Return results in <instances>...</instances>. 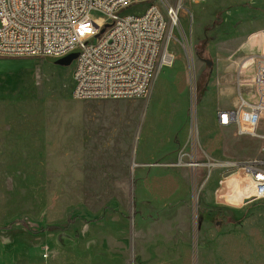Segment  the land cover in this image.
Masks as SVG:
<instances>
[{
    "label": "rangeland",
    "instance_id": "rangeland-1",
    "mask_svg": "<svg viewBox=\"0 0 264 264\" xmlns=\"http://www.w3.org/2000/svg\"><path fill=\"white\" fill-rule=\"evenodd\" d=\"M183 4L173 64L143 97L77 99L74 61L0 56V264L157 261L170 231L189 232L197 264L263 258L264 199L229 195L241 174L225 163L264 155V113L255 136L220 126L217 110L239 87L255 101L238 63L258 52L264 0Z\"/></svg>",
    "mask_w": 264,
    "mask_h": 264
},
{
    "label": "built area",
    "instance_id": "built-area-1",
    "mask_svg": "<svg viewBox=\"0 0 264 264\" xmlns=\"http://www.w3.org/2000/svg\"><path fill=\"white\" fill-rule=\"evenodd\" d=\"M199 2L200 0H193ZM184 0H0V56L63 57L74 60L72 96L118 98L146 96L157 76L174 61L170 43L180 27ZM144 6L139 13L124 8ZM107 18L96 28L91 12ZM110 26L103 29L106 24ZM258 52L250 56L247 83L255 101L239 87L236 108L217 110L222 127L256 136L264 113V29ZM239 80V85L241 84ZM195 84L192 75V91ZM200 165L192 155L184 163ZM237 180L229 195L244 191L245 203L264 199V155L229 162Z\"/></svg>",
    "mask_w": 264,
    "mask_h": 264
},
{
    "label": "crops",
    "instance_id": "crops-1",
    "mask_svg": "<svg viewBox=\"0 0 264 264\" xmlns=\"http://www.w3.org/2000/svg\"><path fill=\"white\" fill-rule=\"evenodd\" d=\"M261 34H262V30L256 32L253 35V38L255 40L257 39V42H260V43H257V45L259 46L261 44V40L259 38ZM251 55H248L244 59H242L243 61H240V63H238L239 64L238 66L245 69L246 71H250L251 70V65H250ZM220 76H221L220 68L219 66L218 67L216 66L213 79L211 81V86H210L212 91L218 85V80L220 79ZM212 93L213 92H211L210 94ZM242 93L244 96V92ZM205 99H209L208 95ZM237 104L238 103L234 101L233 107L231 108H236L238 106ZM221 109H227V108H221ZM165 235H166L165 236L166 241L164 243L166 246L165 249L167 250V254L164 255L163 257L158 258L157 261H149L146 263H138V264H197L195 263V256H194L195 248H193L194 247L193 244L189 243V237H190L189 232L170 231V232H166ZM252 264H264V256L262 259L260 258V259L255 260L254 263Z\"/></svg>",
    "mask_w": 264,
    "mask_h": 264
},
{
    "label": "water",
    "instance_id": "water-1",
    "mask_svg": "<svg viewBox=\"0 0 264 264\" xmlns=\"http://www.w3.org/2000/svg\"><path fill=\"white\" fill-rule=\"evenodd\" d=\"M78 54H79V50H75V51H73V52H71L68 55L63 56V57L49 56V57H46V59L50 62L55 63V64L69 65L75 60V58L78 56ZM192 61H193V59H192ZM190 68H192V65L190 66Z\"/></svg>",
    "mask_w": 264,
    "mask_h": 264
},
{
    "label": "trees",
    "instance_id": "trees-1",
    "mask_svg": "<svg viewBox=\"0 0 264 264\" xmlns=\"http://www.w3.org/2000/svg\"><path fill=\"white\" fill-rule=\"evenodd\" d=\"M206 61H207V60H206ZM207 64L211 66V65H212V62L207 61ZM204 92H205V91H201L200 94L203 96ZM200 94H199V95H200Z\"/></svg>",
    "mask_w": 264,
    "mask_h": 264
},
{
    "label": "bare ground",
    "instance_id": "bare-ground-1",
    "mask_svg": "<svg viewBox=\"0 0 264 264\" xmlns=\"http://www.w3.org/2000/svg\"><path fill=\"white\" fill-rule=\"evenodd\" d=\"M190 51H191V50H190ZM189 57H190V62H191V60L193 59V57H192V55H189ZM228 163H229V162L225 163V165H229Z\"/></svg>",
    "mask_w": 264,
    "mask_h": 264
}]
</instances>
